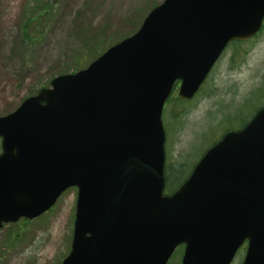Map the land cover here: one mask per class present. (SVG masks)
<instances>
[{"label": "water", "instance_id": "1", "mask_svg": "<svg viewBox=\"0 0 264 264\" xmlns=\"http://www.w3.org/2000/svg\"><path fill=\"white\" fill-rule=\"evenodd\" d=\"M264 0H163L131 36L0 116V229L76 188L61 264H264V106L227 131L171 194L164 104L191 100L231 41L251 39Z\"/></svg>", "mask_w": 264, "mask_h": 264}, {"label": "rangeland", "instance_id": "2", "mask_svg": "<svg viewBox=\"0 0 264 264\" xmlns=\"http://www.w3.org/2000/svg\"><path fill=\"white\" fill-rule=\"evenodd\" d=\"M162 1L0 0V116L54 77L84 68L79 59L91 47L104 51L134 34ZM263 104L264 21L254 38L227 46L192 100L183 102L174 91L164 105L165 167L175 176L171 188L222 133L239 128ZM75 203L76 189L70 188L38 218L5 224L0 264H60L70 249ZM181 255L179 247L167 264H180ZM242 259L238 250L231 264Z\"/></svg>", "mask_w": 264, "mask_h": 264}, {"label": "trees", "instance_id": "3", "mask_svg": "<svg viewBox=\"0 0 264 264\" xmlns=\"http://www.w3.org/2000/svg\"><path fill=\"white\" fill-rule=\"evenodd\" d=\"M90 51H89V55L87 54L86 55V58H82V57H80V59L79 60H84V66L86 65V63H88L89 61H90V56H92V58L91 59H94L95 57H97L103 50L102 49H98V48H96V49H94L93 47H91V49H89ZM94 57V58H93ZM81 62V61H80ZM84 66H80V67H84ZM170 100V99H169ZM169 102V101H168ZM246 122H243V124H241V126L242 125H244ZM165 176H166V189H167V187H169L170 188V186H171V184H172V181H173V179H175V176H172V174L170 173V171H169V169H166V171H165ZM173 189V188H172Z\"/></svg>", "mask_w": 264, "mask_h": 264}, {"label": "flooded vegetation", "instance_id": "4", "mask_svg": "<svg viewBox=\"0 0 264 264\" xmlns=\"http://www.w3.org/2000/svg\"><path fill=\"white\" fill-rule=\"evenodd\" d=\"M239 250H242V251L245 252V244H243V245L239 248Z\"/></svg>", "mask_w": 264, "mask_h": 264}]
</instances>
